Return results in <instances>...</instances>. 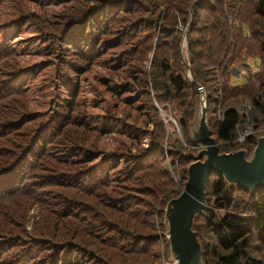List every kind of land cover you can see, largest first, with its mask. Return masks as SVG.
Returning <instances> with one entry per match:
<instances>
[{
    "label": "trees",
    "instance_id": "16d2710c",
    "mask_svg": "<svg viewBox=\"0 0 264 264\" xmlns=\"http://www.w3.org/2000/svg\"><path fill=\"white\" fill-rule=\"evenodd\" d=\"M49 1L62 4L53 24L23 15L19 0L0 18V264H161L163 208L196 150L185 145L195 144L196 83L219 151L248 154L256 133L237 143L236 127L264 122V0ZM30 28L36 46L15 42ZM81 76L94 80L89 98ZM34 83L50 90L44 108L33 107ZM158 105L170 106L178 136ZM103 136L115 145L100 146ZM204 194L191 223L202 263L264 264V184L250 191L214 171Z\"/></svg>",
    "mask_w": 264,
    "mask_h": 264
},
{
    "label": "water",
    "instance_id": "95a60500",
    "mask_svg": "<svg viewBox=\"0 0 264 264\" xmlns=\"http://www.w3.org/2000/svg\"><path fill=\"white\" fill-rule=\"evenodd\" d=\"M181 41L180 47L186 44L185 31ZM189 75L195 82L190 68ZM197 86L199 98L194 106L189 133L198 148L191 153L192 160L186 166V180L181 191L168 199L163 208L170 262L174 258L178 261L177 264H203L200 245L191 228V221L202 211L204 186L211 172H218L228 183H236L250 191L264 184V134L256 136L249 155L244 148L219 151L217 141L210 134L204 89L201 85Z\"/></svg>",
    "mask_w": 264,
    "mask_h": 264
},
{
    "label": "rangeland",
    "instance_id": "374dc122",
    "mask_svg": "<svg viewBox=\"0 0 264 264\" xmlns=\"http://www.w3.org/2000/svg\"><path fill=\"white\" fill-rule=\"evenodd\" d=\"M196 1H198V0H196ZM19 8H20V11L23 15L30 17V18L36 12L42 13L46 18H53V20L50 19V21H52L51 24H53L54 18L57 17L59 10L62 8V4L58 5L56 1H49V0H19ZM9 10H11V5H10L9 0H2L0 2V18L2 19L3 23L9 22L11 20V15L7 12ZM179 27H181V25ZM183 29H184V27H183ZM33 31H34V28H30L28 31H26V30L22 31L21 36H19L18 38H15V42L20 43V39L27 37V39H29V42H31V46L32 45L36 46L37 44H35L33 42V40L30 39V37L34 33ZM52 33H53V31H52ZM185 42H186V38H185ZM23 45L24 44L21 43L18 46L19 49H22ZM186 46H187V42L183 47L186 48ZM39 57L40 56L37 55V58H39ZM248 61L251 63V69L252 70L258 69L257 58H248ZM231 80H232V78H231ZM92 82L94 83V80L91 78V76H89L88 78H84L82 76L80 77L81 87L83 89V92L86 93L88 98L91 96V93L93 92ZM33 90L35 91V95H36V101H35L33 107H37V105H39L41 108L46 107L47 101H48V94H49L50 90L45 89V88H40L36 83H34ZM242 102L247 103L246 100L238 101L235 104V107L241 108L243 106ZM157 107L159 109L161 119L164 122L165 129H167L169 132L168 133L169 136H173L174 133H175V136L177 135V133L179 134V132L176 129L175 123L173 122V120L176 122V119L173 116L172 112L170 111V106L168 105L166 108H163V106L158 105ZM219 113H220V108H218V110H217V117H219ZM210 118L213 119V121H215V119H216L214 114H213V111H210ZM167 120H168V123H167ZM177 127H178V130L181 132L178 125H177ZM252 129L257 134L262 135L264 133V122L260 123L257 128L252 127ZM195 131H196V126H195ZM113 138H114L113 136H103L99 140L100 146L105 147V148H112L115 145V143L113 142ZM216 140L217 139H215V141ZM144 141H146V138H144ZM217 142H219V141H217ZM133 150H135V149L133 148ZM170 174H171L170 175L171 177H173L175 180H177L178 176H177L176 172L171 171ZM206 197L208 198L209 196H206ZM206 197L204 194V201H205ZM161 242H162V240H160L156 244V246L154 247V250L156 251V253L159 254V259L156 260V262L161 263V264H167V263L170 264L171 254L169 251L168 240L166 242L168 250H163V245Z\"/></svg>",
    "mask_w": 264,
    "mask_h": 264
},
{
    "label": "built area",
    "instance_id": "2783aa9c",
    "mask_svg": "<svg viewBox=\"0 0 264 264\" xmlns=\"http://www.w3.org/2000/svg\"><path fill=\"white\" fill-rule=\"evenodd\" d=\"M230 72L235 75V77H238L239 76V72L238 70L234 67V66H231L230 67ZM242 107L243 109L247 107V104L246 103H242ZM252 132V129L250 126L248 125H244L243 127H241L238 132H237V135H236V141L238 142H242L247 135H249V133Z\"/></svg>",
    "mask_w": 264,
    "mask_h": 264
},
{
    "label": "bare ground",
    "instance_id": "6f19581e",
    "mask_svg": "<svg viewBox=\"0 0 264 264\" xmlns=\"http://www.w3.org/2000/svg\"><path fill=\"white\" fill-rule=\"evenodd\" d=\"M194 254V253H193ZM178 263V261L177 260H175L174 258H172V262H170V264H177Z\"/></svg>",
    "mask_w": 264,
    "mask_h": 264
}]
</instances>
